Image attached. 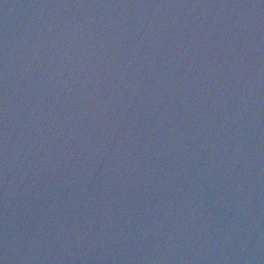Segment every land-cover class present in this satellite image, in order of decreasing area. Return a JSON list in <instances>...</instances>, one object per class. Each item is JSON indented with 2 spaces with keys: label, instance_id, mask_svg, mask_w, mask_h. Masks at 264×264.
<instances>
[{
  "label": "water",
  "instance_id": "95a60500",
  "mask_svg": "<svg viewBox=\"0 0 264 264\" xmlns=\"http://www.w3.org/2000/svg\"><path fill=\"white\" fill-rule=\"evenodd\" d=\"M0 264H264V0H0Z\"/></svg>",
  "mask_w": 264,
  "mask_h": 264
}]
</instances>
